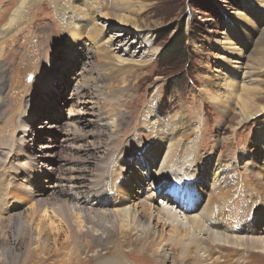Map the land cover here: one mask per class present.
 I'll return each mask as SVG.
<instances>
[{"label":"bare ground","instance_id":"bare-ground-1","mask_svg":"<svg viewBox=\"0 0 264 264\" xmlns=\"http://www.w3.org/2000/svg\"><path fill=\"white\" fill-rule=\"evenodd\" d=\"M104 1L109 2L106 12ZM15 2L11 14L0 12V16L6 14V22L0 25V64L7 56L6 49L16 44L28 32L29 26L35 27L37 24L45 25L46 34L57 27L59 32H54V36L61 39L67 62L74 53L81 56L83 63L90 62L96 55L108 80L104 87L105 94L112 97L118 90L136 81L145 67L155 65L158 58V50L152 40L159 28H152L138 20L144 7L133 0ZM38 3L39 7L45 9L36 11ZM254 7L264 10V0H242L241 10H225L230 14L227 16L229 22L223 25L220 37L212 43V52L206 54L210 63L218 65L207 68L208 76L200 78L198 90L201 103L206 101L212 105L214 109L209 111L221 115L222 125L224 121L230 123L235 140L239 135L236 128L248 124V134L240 138L241 142L236 141L238 150L232 147L228 155L218 157L211 148L203 153L202 150L208 148H204L208 141L203 133L206 120L199 117L197 109L196 115L190 118L179 101L176 104L178 109L173 107L167 111L157 90L148 105L141 109L136 125L127 131L124 129L122 136L116 138L112 146L111 137L127 123L121 125L123 115L120 117L117 106L106 103L103 108L108 110L101 114V135L96 137L97 142L102 137L104 141L100 142L104 145L97 147L100 148L98 150L93 148L89 153L92 156L96 154L94 166L99 172L105 171V166L111 163L106 161L118 146H123L120 152L127 158L112 161L108 178L101 175L100 179H105L101 181L100 191L89 194L86 187L78 190L81 186H77L75 194L64 193L62 197L66 200L62 202H36L32 195L22 194L19 189L14 193L11 191L21 202L29 201L31 205L19 223L16 217L11 216L13 213L8 218H0V229L4 220L8 222V227H5L11 236L22 231V226H29V231H33L31 236L34 232L36 234L33 238L35 246H31L34 247L32 251L35 257L38 254L40 257L45 251L42 235L63 237L64 253L61 256L65 263L60 262L63 264H70L79 258L82 254L80 245L86 246L91 241H98L102 246L106 242L110 246H103L102 249L115 253L109 255L98 251L93 256L94 264H134L125 256L136 253L154 258V264H185L189 259L190 264H264V103H260L264 100V21L259 22L262 14L257 21L256 11L259 10ZM29 13L32 20L25 26ZM252 20L257 21V27ZM114 24L119 27L117 31H113L116 30ZM130 31L135 32V38L127 34ZM236 32L244 38V42L238 39ZM66 45L68 49L65 50ZM193 48L199 50L194 44ZM9 53L14 58L19 55L13 51ZM157 100L159 103L155 104ZM188 105L196 108V100L187 102V108ZM202 110L205 113V109ZM258 117H261L259 122L256 120ZM252 120L256 122L250 123ZM256 125L253 139L246 138L252 134L250 127ZM138 129L141 133L136 134ZM129 134L131 139L127 140ZM140 137H146V142L137 154L131 152L127 147L134 141L139 142ZM229 140L222 142L221 147ZM216 141L218 146L220 140ZM108 144L111 145L109 150ZM240 144L243 148L239 150ZM250 146V155H242L247 149L249 151ZM236 152L239 154L237 158L229 157ZM135 156H139L137 160ZM242 160L251 166L249 170L240 169ZM132 161H137L141 167L139 171L132 170ZM212 163L214 167L211 170ZM137 173L141 174L140 180ZM207 176L209 183L204 181ZM81 181L84 182V178ZM168 183L174 195L170 200L166 196L161 197V202L157 203V194L166 191ZM131 184L135 186L131 187L133 191ZM1 192L2 204L14 198L13 195H6L8 190ZM76 196L85 197L92 208H78L69 202ZM172 201L176 204H172ZM97 209H105V212L98 213ZM2 246L1 243V254H6V249H3L6 246ZM54 250L56 253L57 249ZM171 251L180 254L173 258ZM27 261L25 257L23 264Z\"/></svg>","mask_w":264,"mask_h":264},{"label":"rangeland","instance_id":"rangeland-1","mask_svg":"<svg viewBox=\"0 0 264 264\" xmlns=\"http://www.w3.org/2000/svg\"><path fill=\"white\" fill-rule=\"evenodd\" d=\"M133 2L144 7L138 20L144 21L152 28H159L152 40L154 47L158 50V58L155 60V65L151 68V65L145 67L139 73L136 81L129 87L122 88L121 91L118 90L119 94L116 92L117 95L115 94L113 97L105 94L104 87L108 80L103 73L101 61L96 55L90 62L83 63L81 56L74 53L70 61L67 62L66 53L62 52L61 39L54 36V32H59L57 27L55 31L51 28L52 30L46 34L44 24H37L35 27L29 26L28 32L23 34L16 44H12L6 49L7 56L0 64L3 69H0V192L8 190L9 193L6 195L10 196L19 189L22 194L32 195L36 202L38 200L62 202V200H66L62 197L64 193L75 194L77 186H81L78 190H83L82 187H86L89 194L97 193L100 191L101 181L108 178L107 174L115 159L127 158V155L121 154L120 150L123 146L120 145L114 154L109 156V161L107 159L106 163L111 162L112 164L110 163V166L105 164V171L99 172L94 166L97 162V158L94 157L96 154L92 156L89 152L93 148L101 146L104 141L102 137L98 142L96 139L98 134L101 135V114L108 110L103 106L106 103L117 106L116 109L121 114L120 117L123 115L121 125L127 123L120 126V132L111 137L113 146L116 138L122 136L124 129L127 131L136 125L141 109L148 105L156 90L161 95V102L164 100L162 105L167 111L178 109L176 104L179 101L190 118L196 115L195 109H197L199 117L206 120L203 133L205 136L207 135L208 141L204 144V148H208L203 149V153L211 148L216 157L226 156L230 152L229 149L232 150V147L237 146L236 141L241 142L240 138L247 133L248 124L244 123L236 128L237 130L235 129L238 131L237 135L239 134L235 140L230 123L224 121L222 125L221 115L209 111V109H214L212 105L206 101L201 103L198 90L200 78L208 76L207 68H214L218 65L210 63L206 54L212 52V43L220 37L223 25L229 22L227 16L230 14L225 10H241L242 0H133ZM104 3L106 5L104 12H106L109 2L104 1ZM15 4V0H0V12L7 11L8 15L11 14ZM137 7L139 8V6ZM44 9L39 7V3L37 4L36 11ZM254 9L259 10L256 11L257 21L261 19L260 14L263 15L259 21L261 24L264 21V10L256 7ZM30 14L27 15L25 26H28L32 20ZM5 15L0 16V25L6 22ZM252 21L257 27V21ZM117 26L114 24L116 30L113 31H117L119 28ZM127 34L132 36L131 38H135L133 36L135 32L130 31ZM108 35L111 34L108 33ZM236 36L244 42V38L238 32H236ZM193 44L199 50H194ZM66 49H68L67 45ZM58 50L61 51L58 52ZM11 51L19 55L14 58L9 53ZM8 62H11L10 65ZM192 99L196 100L197 107L193 108L192 104L187 108V102L190 103ZM157 102L158 100L155 104ZM171 102L174 104L170 105ZM260 103L263 104L264 100ZM202 109H205V113ZM260 118L256 119L257 122L260 121ZM255 122V120L250 121V123ZM258 125L250 127L249 132L252 134L246 138L253 139V133ZM2 132L4 136H2ZM139 133L141 132L138 129L136 134ZM130 134L126 137L127 140L131 139ZM217 139L220 140L218 146ZM227 140L229 143L221 147L222 142L225 143ZM232 141H234L233 144ZM145 142L146 137H140L139 142L134 141L132 146L127 148L137 154ZM110 147L111 145L108 144L107 150ZM242 148L240 144L239 150ZM236 149L238 150V147ZM250 149H252L251 146L249 151L247 149L242 155H250ZM237 156H239L238 152L229 157L237 158ZM137 157L139 156H135L136 160ZM260 159L262 160V156ZM132 162L134 163L132 170L139 171L141 167L137 161ZM213 167L214 163L210 165V169L212 170ZM239 167L246 170L251 168L245 160L240 161ZM137 174L140 180L141 174ZM101 175L105 178L100 179ZM81 178H84V182L81 181ZM208 180L210 181L207 176L204 181L209 183ZM168 186H170L169 183ZM131 187L135 188L132 184ZM13 196V199L6 200L7 204L0 202V211L2 212L0 218H8L10 213H13L14 215L11 216L16 217L19 223L27 215L31 202H21L15 195ZM161 197L155 198L157 203L161 202L159 200ZM86 201L87 199L83 196H76L69 200L78 208L91 209V203ZM100 211L104 213L105 209L98 210V213ZM92 216L94 215L92 214ZM2 223L0 244L2 243V247L6 246L3 248L6 249V254L2 252L4 254L2 257L0 251V264L6 262V264H23L25 257L28 258V261L24 264H63L60 263L64 262V257H62L64 253L62 249L63 237L56 236L55 238V234H53V239L52 235L50 237L42 235L45 251L41 253L40 257L39 254L35 257L34 247H31L34 245L35 232L32 237L33 231H29V226L21 224L22 231L11 236V233L6 229L8 222L4 220ZM72 235L77 238L74 234ZM98 244V241H91L86 246L81 244L79 249L82 253L81 256L72 260L70 264H94L93 256L98 251L107 252L106 254L109 255L115 254L112 250H103L104 245ZM104 244V248L110 246L106 242ZM54 249H57L56 253H54ZM171 252L173 258L180 254ZM177 252L179 251L177 250ZM125 257L134 264L155 263L154 258L148 255L136 253V255L126 254ZM35 258L37 259L35 260ZM190 261L191 259L184 263L190 264Z\"/></svg>","mask_w":264,"mask_h":264},{"label":"trees","instance_id":"trees-1","mask_svg":"<svg viewBox=\"0 0 264 264\" xmlns=\"http://www.w3.org/2000/svg\"><path fill=\"white\" fill-rule=\"evenodd\" d=\"M169 46H171V45H169ZM161 57V56H160Z\"/></svg>","mask_w":264,"mask_h":264},{"label":"water","instance_id":"water-1","mask_svg":"<svg viewBox=\"0 0 264 264\" xmlns=\"http://www.w3.org/2000/svg\"><path fill=\"white\" fill-rule=\"evenodd\" d=\"M28 81H29V79H28Z\"/></svg>","mask_w":264,"mask_h":264}]
</instances>
